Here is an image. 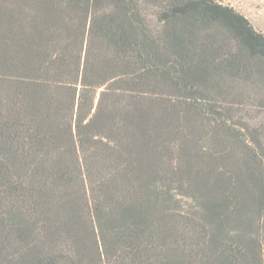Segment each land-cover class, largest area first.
<instances>
[{
	"label": "trees",
	"instance_id": "obj_1",
	"mask_svg": "<svg viewBox=\"0 0 264 264\" xmlns=\"http://www.w3.org/2000/svg\"><path fill=\"white\" fill-rule=\"evenodd\" d=\"M0 264H264V34L221 0H0Z\"/></svg>",
	"mask_w": 264,
	"mask_h": 264
},
{
	"label": "rangeland",
	"instance_id": "obj_2",
	"mask_svg": "<svg viewBox=\"0 0 264 264\" xmlns=\"http://www.w3.org/2000/svg\"><path fill=\"white\" fill-rule=\"evenodd\" d=\"M221 4L230 6L233 9H235L250 22V24L253 26V28L256 31L264 34V0H221ZM162 145H164V147L160 149L164 154V160L168 164L172 163L173 165H178L182 160L180 145L174 141ZM210 148L212 150L213 148L215 150H218L212 144L206 143L205 144L206 151ZM182 179L184 181L187 180L185 176H183ZM183 184L185 186V183ZM183 199H184L183 202L184 208L191 205H196L194 200L192 201L189 198H183Z\"/></svg>",
	"mask_w": 264,
	"mask_h": 264
}]
</instances>
